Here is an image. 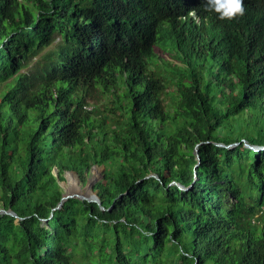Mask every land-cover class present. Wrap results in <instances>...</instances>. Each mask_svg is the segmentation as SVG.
I'll list each match as a JSON object with an SVG mask.
<instances>
[{
    "label": "trees",
    "instance_id": "trees-1",
    "mask_svg": "<svg viewBox=\"0 0 264 264\" xmlns=\"http://www.w3.org/2000/svg\"><path fill=\"white\" fill-rule=\"evenodd\" d=\"M206 4L0 0V264H264V0Z\"/></svg>",
    "mask_w": 264,
    "mask_h": 264
},
{
    "label": "rangeland",
    "instance_id": "rangeland-1",
    "mask_svg": "<svg viewBox=\"0 0 264 264\" xmlns=\"http://www.w3.org/2000/svg\"><path fill=\"white\" fill-rule=\"evenodd\" d=\"M164 40L168 41V38L165 37ZM155 51L158 54L159 59L164 58L169 62H175V63H178L180 65H183L182 61L175 59L174 56L172 55V53L165 51L162 47H160V46L155 47ZM152 67H154V68L158 67V62L156 60H152V62H150V68H152ZM161 75H163V73ZM168 75H169V72L167 73V76ZM165 81L167 82L168 87H169L168 90L170 91V93H168L164 96L165 103L167 104L168 108H173L174 99L171 95V92L173 94L175 93V87H174L175 82L172 81L171 79H165ZM119 87H120V92L123 94L125 87L122 85V83L120 81H119ZM91 102L93 103V105H97L98 108H105V106H107V105L111 106L113 104L112 101L108 102V100L104 97L92 99ZM234 144H236V143H234ZM245 145H247V142L245 143ZM230 146H232V144ZM196 147H198V146H196ZM103 171H104V166L96 164V165L92 166L91 170L86 175V180H82V178H80L78 175L72 174V175H70V177H72L74 180H71L69 178L68 181H66V180L64 181L65 184H63V182H61V184L64 185L63 186L64 191L66 188L71 189L72 187H74L73 190L86 192L88 188L90 189V184H92V183L94 184L95 182H97L101 178V176L103 175ZM66 175H68L67 172H66ZM75 181H76V183H75ZM87 182H88V184H87ZM93 187H94V185H93Z\"/></svg>",
    "mask_w": 264,
    "mask_h": 264
},
{
    "label": "clouds",
    "instance_id": "clouds-1",
    "mask_svg": "<svg viewBox=\"0 0 264 264\" xmlns=\"http://www.w3.org/2000/svg\"><path fill=\"white\" fill-rule=\"evenodd\" d=\"M210 11H215L219 13L221 18H233L237 15H243L245 11L244 0H207V4L205 5ZM193 17L196 16L197 10L191 9L188 12ZM200 17L198 16V21ZM194 24V22H193ZM248 146L256 149L262 150L264 149V144H249Z\"/></svg>",
    "mask_w": 264,
    "mask_h": 264
},
{
    "label": "water",
    "instance_id": "water-1",
    "mask_svg": "<svg viewBox=\"0 0 264 264\" xmlns=\"http://www.w3.org/2000/svg\"><path fill=\"white\" fill-rule=\"evenodd\" d=\"M234 144V143H233ZM232 144V145H233ZM223 145V144H222ZM226 145V144H225ZM196 146H198V145H196ZM226 146H228V145H226ZM230 146V145H229ZM248 146V145H247ZM195 152L197 153V156H198V158H199V160H200V155H199V153H198V147H195ZM196 165H198V164H196ZM67 174L68 175H66V181H68L69 180V178H70V175H78L77 174V172L76 171H67ZM150 175H154V176H156L155 174H150ZM65 181V180H64ZM64 181H62L63 182V184H65L64 183ZM176 182V181H175ZM87 184H88V182H87ZM177 184L181 187V188H183V189H186V188H188V187H186V186H184L183 184H181V183H179V182H177ZM93 183L92 184H90V189L88 188L87 189V191L86 192H82V191H78V190H73L72 188L71 189H65V191H64V193H63V195H62V198H61V200L59 201V203H58V205L56 206V208H60L62 205H63V203L67 200V199H69V198H71V197H78V198H80V199H83V200H88V201H96V202H99L100 204L102 203L101 201H100V197H99V195H98V193H97V191L96 190H94V187H93ZM64 186V185H63ZM103 207V206H102ZM104 208V207H103ZM0 212H6V213H9V214H11V215H14V216H16L17 218H19V215L15 212V211H13L12 209H5V208H0Z\"/></svg>",
    "mask_w": 264,
    "mask_h": 264
},
{
    "label": "bare ground",
    "instance_id": "bare-ground-1",
    "mask_svg": "<svg viewBox=\"0 0 264 264\" xmlns=\"http://www.w3.org/2000/svg\"><path fill=\"white\" fill-rule=\"evenodd\" d=\"M72 189H74V188H72ZM83 192V191H82Z\"/></svg>",
    "mask_w": 264,
    "mask_h": 264
}]
</instances>
